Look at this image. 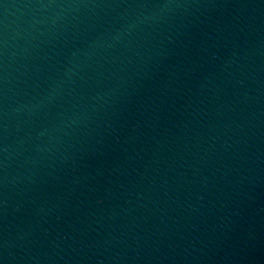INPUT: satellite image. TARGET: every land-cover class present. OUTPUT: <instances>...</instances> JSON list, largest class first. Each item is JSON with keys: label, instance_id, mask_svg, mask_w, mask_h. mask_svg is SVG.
<instances>
[{"label": "water", "instance_id": "95a60500", "mask_svg": "<svg viewBox=\"0 0 264 264\" xmlns=\"http://www.w3.org/2000/svg\"><path fill=\"white\" fill-rule=\"evenodd\" d=\"M0 264H264V0H0Z\"/></svg>", "mask_w": 264, "mask_h": 264}]
</instances>
